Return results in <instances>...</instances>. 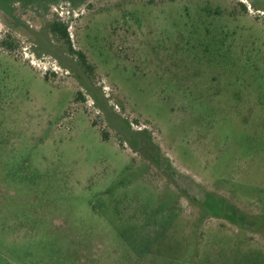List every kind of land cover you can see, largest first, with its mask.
<instances>
[{"label": "rangeland", "instance_id": "1", "mask_svg": "<svg viewBox=\"0 0 264 264\" xmlns=\"http://www.w3.org/2000/svg\"><path fill=\"white\" fill-rule=\"evenodd\" d=\"M0 264H264V0H0Z\"/></svg>", "mask_w": 264, "mask_h": 264}, {"label": "trees", "instance_id": "2", "mask_svg": "<svg viewBox=\"0 0 264 264\" xmlns=\"http://www.w3.org/2000/svg\"><path fill=\"white\" fill-rule=\"evenodd\" d=\"M242 8L245 9L244 6H242ZM48 28H49V31L55 37H57L59 40L63 41L64 43L68 44L70 52L75 53L76 55H78V57L80 58L82 63L85 64V60H84L83 54L80 53V52L73 51L71 46H70L69 35H68V32H67V24L61 22L60 19H57V20H53L49 24ZM210 207H212V206H210Z\"/></svg>", "mask_w": 264, "mask_h": 264}]
</instances>
